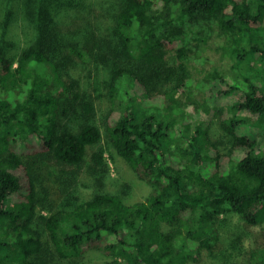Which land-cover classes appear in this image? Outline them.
Wrapping results in <instances>:
<instances>
[{
    "label": "trees",
    "instance_id": "trees-1",
    "mask_svg": "<svg viewBox=\"0 0 264 264\" xmlns=\"http://www.w3.org/2000/svg\"><path fill=\"white\" fill-rule=\"evenodd\" d=\"M103 4L113 61L108 35L89 30L94 0H0V264H82L88 251L110 258L102 264H186L215 246L222 215L264 222V149L257 148L264 0ZM63 11L84 24L68 29ZM17 22L34 30L19 52L8 35ZM215 29L249 87L239 100L211 106L217 91H239L214 71L211 101L193 102L221 120L226 141L218 143L208 129L183 128L187 104L180 97L188 92L191 46ZM88 64L110 69L104 132L94 121L95 98L79 81V66ZM73 107L84 116L75 126L65 119ZM104 133L151 185L144 199L96 190L77 196L88 155L96 168L106 165ZM99 176L100 183L105 172ZM255 264H264V251Z\"/></svg>",
    "mask_w": 264,
    "mask_h": 264
},
{
    "label": "rangeland",
    "instance_id": "rangeland-1",
    "mask_svg": "<svg viewBox=\"0 0 264 264\" xmlns=\"http://www.w3.org/2000/svg\"><path fill=\"white\" fill-rule=\"evenodd\" d=\"M103 7V0H94L93 12L86 20L90 21L89 30L94 35L98 36L99 32L103 36L104 34L108 35L109 40L107 44L111 45V49L114 48L113 52L111 51L109 60L113 61L115 54H117L116 48L114 47L115 38L110 37L109 28L107 29V25L109 24L103 18ZM63 12L66 13L65 11ZM66 15L67 18H64L63 21L68 29L74 31L84 24V19L73 21L70 15L67 13ZM23 25L17 22L16 24L13 23L8 26V35L11 37L10 40L13 41L14 46H17L18 52L26 47L34 34V30L22 27ZM2 33L0 34L1 36L3 35ZM224 40L225 37L219 30L215 29L208 34L205 41L194 43L191 46L187 60V66L190 72L188 92L180 95L182 102L187 104L184 108V113H182L185 122V127L183 128L193 129V131L197 127L208 129L210 139L215 143H218V141H226L221 128V120L208 116L200 107L196 110V105L193 104L194 101L200 103L211 101L208 90L215 82L211 81L213 79L209 75L217 71L225 75L226 82L229 86L239 89L237 93L235 92L230 96L218 95L217 91V94L215 93L216 97L210 103L211 106L220 107L221 105L229 104V102L237 101L240 99L241 92L249 89L246 79L242 76L243 74L235 73L236 70L233 69L234 59L225 55L221 50V46L225 42ZM0 42H3L1 38ZM14 50L12 49V52ZM243 70L245 72L247 71L246 65L243 66ZM109 71L110 69L107 65L100 66L98 70V67H94V64H88L86 67L80 65L78 69V72L85 76L80 77V83H84L87 92L95 98L97 111L94 115V121L102 128L103 132V126L107 116L106 103L109 88L107 86ZM73 110V113L65 119H67L66 122L68 125L71 123L72 126H75L77 123L83 121L84 116L79 108L73 107ZM258 124L261 132L257 137V148L264 149V123ZM100 147L106 152L104 154L106 165L104 168H96L91 160V154L88 155L87 162H85L77 181V196H90L96 190L98 192L110 191L119 193L123 197H129L128 201L131 202L144 199L150 193L151 185L141 180L119 158L105 133L103 134ZM220 149L221 151L225 150L226 145L221 146ZM102 172H105V177L99 183L95 179V176L100 177L99 174ZM215 229L216 235L218 236V241L215 246L211 249H203L197 261L190 259L186 264H255L259 256L262 255L264 251V222L250 224L241 215L228 213L219 217ZM109 259L108 256L99 251H88L84 256L82 264H102Z\"/></svg>",
    "mask_w": 264,
    "mask_h": 264
}]
</instances>
